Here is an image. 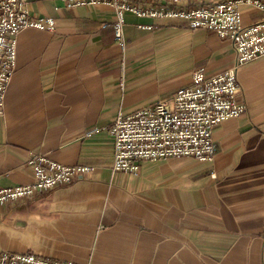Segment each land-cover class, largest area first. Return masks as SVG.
Listing matches in <instances>:
<instances>
[{
	"label": "crops",
	"instance_id": "obj_1",
	"mask_svg": "<svg viewBox=\"0 0 264 264\" xmlns=\"http://www.w3.org/2000/svg\"><path fill=\"white\" fill-rule=\"evenodd\" d=\"M30 13L55 27L16 36L0 186L30 182L34 152L89 170L0 206V252L73 264H264V57L237 71L246 111L213 127L211 163L168 157L142 162L137 175L112 173L107 128L117 115L190 86L195 70L229 68L231 44L185 20L126 12L122 51L107 7L30 0ZM261 18L241 7L243 25Z\"/></svg>",
	"mask_w": 264,
	"mask_h": 264
},
{
	"label": "built area",
	"instance_id": "obj_2",
	"mask_svg": "<svg viewBox=\"0 0 264 264\" xmlns=\"http://www.w3.org/2000/svg\"><path fill=\"white\" fill-rule=\"evenodd\" d=\"M78 5L104 6L112 10L113 36L122 51L125 49L126 12L137 17L185 20L192 31L210 30L229 41L234 53L229 68L209 76L195 70L190 86L142 106L130 115L119 113L107 128L113 138L112 173L137 175L142 162L168 157H191L211 163L217 152L212 138L213 127L246 111L238 97L237 71L264 57V0H65L67 8ZM242 6L258 10L261 20L243 25ZM27 27L52 31L55 22L52 18L34 19L30 13V0H0V116L5 92L15 70L16 36ZM25 167L32 180L0 186V206L70 184L89 170L87 166L60 164L38 152L28 156ZM0 264L73 263L30 253L2 251Z\"/></svg>",
	"mask_w": 264,
	"mask_h": 264
}]
</instances>
